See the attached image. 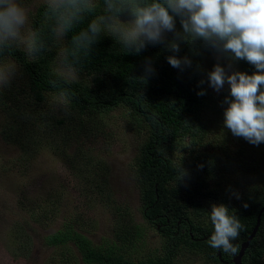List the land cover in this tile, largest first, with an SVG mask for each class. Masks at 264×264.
Wrapping results in <instances>:
<instances>
[{"label": "rangeland", "instance_id": "374dc122", "mask_svg": "<svg viewBox=\"0 0 264 264\" xmlns=\"http://www.w3.org/2000/svg\"><path fill=\"white\" fill-rule=\"evenodd\" d=\"M197 48H202L197 60L204 68L205 94L197 114L202 130L193 139L175 138L163 153L177 171L168 183L177 203L205 223L212 204L250 208L257 202V191L264 189V143L252 145L223 126L228 85L217 93L208 85L207 72L217 62L226 66L230 61ZM52 53L53 62L55 49ZM79 77L87 86L92 77L102 78L85 71ZM54 100L55 95H47L37 105L18 66L9 86L0 90V264H83L71 243L61 248L44 240L64 223L94 245L117 240L120 227L129 228L132 245L118 243L125 255L135 262L161 256L165 243L158 225L146 221L140 209L135 157L146 129L139 118L126 108L78 117ZM179 163L185 172L177 179ZM194 165L205 183L201 193L208 196L196 193L188 179ZM173 264L218 263L180 247Z\"/></svg>", "mask_w": 264, "mask_h": 264}, {"label": "clouds", "instance_id": "9594fccd", "mask_svg": "<svg viewBox=\"0 0 264 264\" xmlns=\"http://www.w3.org/2000/svg\"><path fill=\"white\" fill-rule=\"evenodd\" d=\"M102 35L111 37L124 54L163 45L173 53L166 57L168 64L181 71L192 67L187 56L175 55L181 43L194 48L199 41L215 50L230 61L226 66L217 62L207 72L208 85L217 93L228 85L223 126L252 145L264 143V0H33L31 6L24 0H0V90L17 72L13 52L36 62L55 49L47 83L54 89L53 103L69 107L75 96L70 86L80 82V65ZM239 60L255 71L233 70L231 61ZM154 71L148 61L141 79ZM184 172L179 163L177 179ZM209 218L213 232L208 245L235 254L232 241L244 227L239 218L224 204H212Z\"/></svg>", "mask_w": 264, "mask_h": 264}, {"label": "trees", "instance_id": "16d2710c", "mask_svg": "<svg viewBox=\"0 0 264 264\" xmlns=\"http://www.w3.org/2000/svg\"><path fill=\"white\" fill-rule=\"evenodd\" d=\"M70 38L71 33L65 37V42L70 41ZM159 46L149 45L139 54H124L111 37L102 35L93 46L89 58L80 65V71L102 78L97 81L92 77L93 84L90 86L81 82L71 85L75 96L67 108L78 117L126 108L139 118L146 129L145 138L139 144L135 157L140 209L146 221L158 225L159 234L165 243L164 252L161 256L133 261L118 244L126 243L127 247L132 245L133 237L126 227H120L117 240H106L100 245L92 244L68 223H64L54 234L44 237L50 245L61 248L71 243L83 264H173L180 247L203 252L210 263L232 264L231 256L234 254L213 249L207 243L213 232L210 219L205 223L196 222L185 207L177 203L173 188L168 187L177 171L163 153L164 146L175 138L187 135L193 139L194 134L202 130L197 114L203 106V95L197 93L202 88L200 81L204 68L197 60V51L202 48L197 47L217 52L199 41L194 48L184 46L175 55L179 58L187 56L192 61V67H185L181 71L170 66L166 60L173 53ZM52 54V51L46 52L36 62L28 61L21 51L11 54V59L25 78L28 94L37 105L47 95H54V89L47 83L51 78ZM148 61H151L155 71L141 79L145 77ZM231 63L233 70L248 74L255 71L254 66L244 60ZM192 168H196V171L188 179L194 184V191L208 196L207 193H201L205 183L198 173L199 168L197 165ZM257 194L259 198L250 208H229L230 214H235L244 226L239 237L232 241L237 250L253 228L258 211L264 208V189L258 190ZM240 264H264V211L260 214L254 236L241 255Z\"/></svg>", "mask_w": 264, "mask_h": 264}, {"label": "water", "instance_id": "95a60500", "mask_svg": "<svg viewBox=\"0 0 264 264\" xmlns=\"http://www.w3.org/2000/svg\"><path fill=\"white\" fill-rule=\"evenodd\" d=\"M262 211H264V208H261L258 211V213L256 215V218H255V222H254L253 228L251 229L249 235L247 236L245 241H243V242H241L239 244L236 254L231 259V263L232 264H240L241 255L243 254L244 250L247 248L249 241L252 239V237L254 236V234H255V232L257 230V227H258V224H259L260 214H261Z\"/></svg>", "mask_w": 264, "mask_h": 264}, {"label": "flooded vegetation", "instance_id": "af4514ba", "mask_svg": "<svg viewBox=\"0 0 264 264\" xmlns=\"http://www.w3.org/2000/svg\"><path fill=\"white\" fill-rule=\"evenodd\" d=\"M235 254H236V253H235ZM235 254H234V255H235ZM234 255L231 256V259H232V257H233Z\"/></svg>", "mask_w": 264, "mask_h": 264}]
</instances>
